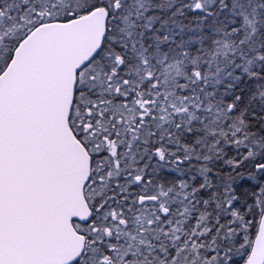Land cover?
<instances>
[{"label": "snow or ice", "instance_id": "1", "mask_svg": "<svg viewBox=\"0 0 264 264\" xmlns=\"http://www.w3.org/2000/svg\"><path fill=\"white\" fill-rule=\"evenodd\" d=\"M0 264H264V0H0Z\"/></svg>", "mask_w": 264, "mask_h": 264}]
</instances>
